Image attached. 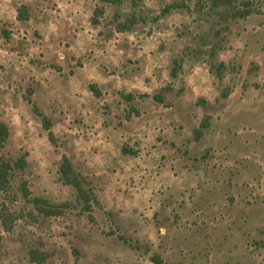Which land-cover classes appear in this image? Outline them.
I'll list each match as a JSON object with an SVG mask.
<instances>
[{
  "label": "rangeland",
  "instance_id": "1",
  "mask_svg": "<svg viewBox=\"0 0 264 264\" xmlns=\"http://www.w3.org/2000/svg\"><path fill=\"white\" fill-rule=\"evenodd\" d=\"M246 1L224 20L204 0H0V155L25 161L0 191V264H264V0ZM20 180L65 207L36 212Z\"/></svg>",
  "mask_w": 264,
  "mask_h": 264
},
{
  "label": "trees",
  "instance_id": "2",
  "mask_svg": "<svg viewBox=\"0 0 264 264\" xmlns=\"http://www.w3.org/2000/svg\"><path fill=\"white\" fill-rule=\"evenodd\" d=\"M121 1V0H117ZM130 4L135 5L137 0H126ZM206 2V6L212 10H214L217 14L220 13V16L224 20L227 19H233L236 17H244L250 14L251 12H254V9L250 7V3L246 0H242L239 4L234 3V0H204ZM175 3L172 2L170 4H166L163 7V11H167L171 7L179 6V4L174 5ZM217 7H221V11L215 10ZM17 18L21 20L27 19L26 11L24 8V5H19L17 8ZM136 22V18L134 16H128L125 21L120 22L116 25V29L118 31H124L128 30L132 24ZM222 63H218L215 66V69H219ZM169 74L171 76H175L176 74V66L172 65ZM90 86V85H89ZM164 88V87H163ZM224 92V91H223ZM227 94V92H224ZM126 98H130V94L123 95ZM153 97L160 100L161 96H159V93H156L153 95ZM25 99L30 103L32 111L39 117L42 127L46 130L47 137L49 140H52V131L50 130V120L49 118L44 115L38 107L35 105V103L28 97V95L25 97ZM207 126V122L205 119L200 120L197 127H194L192 129V133L194 138H198L201 135V132L203 128ZM8 129L4 122L0 121V150L3 146V143L7 137ZM24 158L23 157H17L13 161H9L7 159L2 158L0 155V191H6L9 186V179L11 175V171L14 168L22 169L24 166ZM58 172H59V178L62 182L69 184L74 192H75V198L79 202L80 207L88 211L90 209V199H92L91 193L87 187L83 185V179L82 176H80L71 166L68 158L64 155L61 156L59 165H58ZM19 189L21 192V195L24 198H27L28 201L32 204L33 208L36 210V212L41 213L43 215H56L59 214L62 210V208L65 207V202L61 203H50L45 198L37 195H30V191L25 186V181L20 180ZM4 209H0V221L3 226L4 230H8L11 226V216L9 213L2 212ZM46 254L40 251H37L35 249H30L29 251V263L30 264H36L40 263L44 260ZM149 259L154 264H163L162 261L159 259V257L156 254H151Z\"/></svg>",
  "mask_w": 264,
  "mask_h": 264
}]
</instances>
